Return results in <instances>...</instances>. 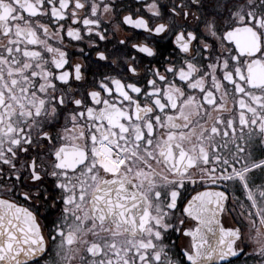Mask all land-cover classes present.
Masks as SVG:
<instances>
[{"label": "snow or ice", "instance_id": "1", "mask_svg": "<svg viewBox=\"0 0 264 264\" xmlns=\"http://www.w3.org/2000/svg\"><path fill=\"white\" fill-rule=\"evenodd\" d=\"M234 261L264 264V0H0V264Z\"/></svg>", "mask_w": 264, "mask_h": 264}, {"label": "flooded vegetation", "instance_id": "2", "mask_svg": "<svg viewBox=\"0 0 264 264\" xmlns=\"http://www.w3.org/2000/svg\"><path fill=\"white\" fill-rule=\"evenodd\" d=\"M145 63H147V61H145ZM197 190H199V189H197ZM190 194H192L191 188L188 190V192L186 193V195H190ZM231 219H232L231 216L225 215V217H224V223L226 225L229 224L231 222ZM172 240L175 241V243H176V245L178 247L186 242V238L181 233H175V234H173L172 235ZM233 264H236V262L234 261Z\"/></svg>", "mask_w": 264, "mask_h": 264}]
</instances>
